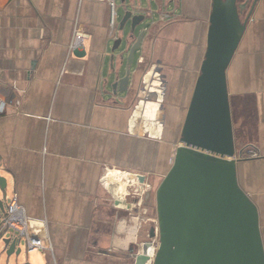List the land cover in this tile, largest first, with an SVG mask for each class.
Masks as SVG:
<instances>
[{
    "label": "crops",
    "instance_id": "0c3cea01",
    "mask_svg": "<svg viewBox=\"0 0 264 264\" xmlns=\"http://www.w3.org/2000/svg\"><path fill=\"white\" fill-rule=\"evenodd\" d=\"M113 1L114 25L110 0H0V96L21 99L0 112V174L7 178L0 199L16 191L32 231L53 245L30 251L44 256L29 254L31 264L149 262L139 255L137 199L125 196L119 177L150 181L170 169L176 148L165 135L167 117L181 134L213 0H143L155 17L127 90L107 95L115 74L127 73L119 58L111 64L113 28L135 2ZM77 26L85 47L70 55ZM227 86L237 146L255 142L261 151L239 161L238 179L258 207L264 243V0L227 68Z\"/></svg>",
    "mask_w": 264,
    "mask_h": 264
},
{
    "label": "water",
    "instance_id": "95a60500",
    "mask_svg": "<svg viewBox=\"0 0 264 264\" xmlns=\"http://www.w3.org/2000/svg\"><path fill=\"white\" fill-rule=\"evenodd\" d=\"M258 0H213L207 48L172 165L156 190L159 245L152 264H264L259 210L238 179L227 68ZM126 3L127 0H122ZM151 11V13H150ZM153 9L143 0L127 7L114 26L111 64L126 63L124 78L106 90L117 95L141 50ZM115 73V71L113 72ZM7 178L0 174L5 193ZM5 200L0 199V217ZM153 226L150 235L156 233ZM0 264H31L21 235H0Z\"/></svg>",
    "mask_w": 264,
    "mask_h": 264
},
{
    "label": "built area",
    "instance_id": "2783aa9c",
    "mask_svg": "<svg viewBox=\"0 0 264 264\" xmlns=\"http://www.w3.org/2000/svg\"><path fill=\"white\" fill-rule=\"evenodd\" d=\"M111 6V24H115V2L110 0ZM86 33L78 26L75 28L72 39L69 43V53L75 54L77 51L85 47ZM8 104L19 106L20 98L9 97L4 99L0 96V112L6 111ZM261 155V151L257 143L247 142L237 148L236 157L240 159L257 157ZM174 155L172 157V162ZM5 211L0 217V235H21L24 237L25 247L29 251L43 250L53 251V245L50 237L36 234L31 229L32 217L27 213L25 205L20 201L16 191L12 194H6ZM159 245V243H158ZM158 248V246H157ZM157 251V250H156Z\"/></svg>",
    "mask_w": 264,
    "mask_h": 264
},
{
    "label": "rangeland",
    "instance_id": "374dc122",
    "mask_svg": "<svg viewBox=\"0 0 264 264\" xmlns=\"http://www.w3.org/2000/svg\"><path fill=\"white\" fill-rule=\"evenodd\" d=\"M118 4L122 2V0L117 1ZM247 12L245 11L242 17L246 16ZM162 111L159 114V121L163 120ZM167 119L170 121V125L166 130L165 135L170 140L174 141L173 150L179 145V137L180 134L173 133V119L172 116H168ZM160 121V122H161ZM172 130V133L170 132ZM239 145V144H237ZM126 174H130V177L125 176ZM135 178L132 180V177ZM135 176V177H134ZM165 174L157 173L155 175H151L150 181L149 177H145L142 174L135 173H123L122 176L119 177L121 188L125 191V196L131 200L132 198L137 199V207L138 209V217H139V225H140V241H139V255L145 259L149 260V263L152 264L153 258L155 256L157 246L159 243V232H158V213H157V205H156V190L164 178ZM134 207V208H135ZM155 227L156 233L154 235H150V231L152 227ZM2 245V241L0 240V246ZM26 247L24 248V251ZM30 255L36 257H42L43 253L31 252ZM44 257V256H43ZM1 264H7V258L5 256L2 257Z\"/></svg>",
    "mask_w": 264,
    "mask_h": 264
},
{
    "label": "bare ground",
    "instance_id": "6f19581e",
    "mask_svg": "<svg viewBox=\"0 0 264 264\" xmlns=\"http://www.w3.org/2000/svg\"><path fill=\"white\" fill-rule=\"evenodd\" d=\"M134 177H135V176H134ZM134 179H135V178H133V176H132V180H134ZM148 264H151V263L148 262Z\"/></svg>",
    "mask_w": 264,
    "mask_h": 264
},
{
    "label": "flooded vegetation",
    "instance_id": "af4514ba",
    "mask_svg": "<svg viewBox=\"0 0 264 264\" xmlns=\"http://www.w3.org/2000/svg\"><path fill=\"white\" fill-rule=\"evenodd\" d=\"M248 12H249V11H248ZM248 12H247V13H248Z\"/></svg>",
    "mask_w": 264,
    "mask_h": 264
}]
</instances>
